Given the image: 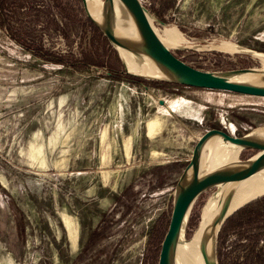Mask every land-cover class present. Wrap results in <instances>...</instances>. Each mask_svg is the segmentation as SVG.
<instances>
[{
  "label": "rangeland",
  "instance_id": "374dc122",
  "mask_svg": "<svg viewBox=\"0 0 264 264\" xmlns=\"http://www.w3.org/2000/svg\"><path fill=\"white\" fill-rule=\"evenodd\" d=\"M140 1L159 34L175 27L189 44L264 52V0ZM173 54L210 72L264 65L246 55ZM124 76L80 0H0V264H157L196 137L264 124V98ZM211 193L193 205L185 240ZM109 213L116 223L89 242ZM262 248L264 217L220 229L217 261L264 264Z\"/></svg>",
  "mask_w": 264,
  "mask_h": 264
},
{
  "label": "water",
  "instance_id": "95a60500",
  "mask_svg": "<svg viewBox=\"0 0 264 264\" xmlns=\"http://www.w3.org/2000/svg\"><path fill=\"white\" fill-rule=\"evenodd\" d=\"M91 24L115 51L123 72L144 81L174 84L216 92L264 98V66L225 71H203L177 58L173 51L217 52L246 55L264 60V52L249 48L203 44H171L158 33L157 19L140 0H80ZM104 11L114 13L121 24L115 33L105 22ZM135 70L130 71L127 66ZM162 105L163 101L159 100ZM231 146L239 152L252 150L246 159L209 163L210 152L218 145ZM264 172V124L241 136L212 128L196 137L188 162L182 169L171 194V214L160 244L157 264H172L178 245L185 240V227L195 202L212 190L200 211L201 248L204 264H218L217 236L238 196L239 187ZM223 194L211 222L206 219L209 204Z\"/></svg>",
  "mask_w": 264,
  "mask_h": 264
},
{
  "label": "bare ground",
  "instance_id": "6f19581e",
  "mask_svg": "<svg viewBox=\"0 0 264 264\" xmlns=\"http://www.w3.org/2000/svg\"><path fill=\"white\" fill-rule=\"evenodd\" d=\"M104 19L115 33H121V24L118 17L115 16L114 13L104 11ZM160 35L166 42L171 44L186 43L182 34L175 27H165ZM220 46L232 47L229 43H222ZM262 66L264 65L262 64ZM127 68L130 71L135 70V68L130 64H128ZM238 153L239 151L235 148L220 143L210 152L209 163L214 165L224 161L235 160L238 157ZM261 195H264V172L254 175L246 185L239 187L238 196L232 203L229 212H234L248 201H251ZM222 199L223 194L215 198L207 207L206 219L208 222H211L214 218L215 212L219 208ZM201 236V228L198 227V230L195 231L191 240H184L181 242L177 247L175 259L172 264H204L201 248Z\"/></svg>",
  "mask_w": 264,
  "mask_h": 264
},
{
  "label": "trees",
  "instance_id": "16d2710c",
  "mask_svg": "<svg viewBox=\"0 0 264 264\" xmlns=\"http://www.w3.org/2000/svg\"><path fill=\"white\" fill-rule=\"evenodd\" d=\"M124 79H134L137 81L142 82L140 79L133 78L130 76H124ZM173 166L168 167H158L155 169V172L162 171L164 169L170 168ZM154 172V171H153ZM112 214H103L101 221L97 225V227L92 231L89 242L95 241L98 238L102 237V235L105 233V231L112 225L115 224L116 221L113 217H111ZM264 217V196L260 198L259 200H256L255 202H250L242 207H240L238 210H236L223 224L222 228L233 226V227H239L243 228L246 225L252 224L254 221H257L259 218ZM221 228V229H222ZM158 234V231L155 229L153 231V236L156 238ZM257 237V236H256ZM264 254V249L262 248L257 254Z\"/></svg>",
  "mask_w": 264,
  "mask_h": 264
},
{
  "label": "crops",
  "instance_id": "0c3cea01",
  "mask_svg": "<svg viewBox=\"0 0 264 264\" xmlns=\"http://www.w3.org/2000/svg\"><path fill=\"white\" fill-rule=\"evenodd\" d=\"M200 90H201V89H200ZM202 90H204V89H202ZM204 91H211V90H204ZM180 99H183V100H185L186 102L191 103V100H189V99H184V98H178V99H176L175 101H179ZM177 105L181 106L182 103H178ZM171 110H172V109H171ZM172 112H173V111H172ZM155 129H156V120H155V119H151V120H149L148 123H147V135L152 136V135L155 133ZM72 243H74V238H73V240H72Z\"/></svg>",
  "mask_w": 264,
  "mask_h": 264
}]
</instances>
